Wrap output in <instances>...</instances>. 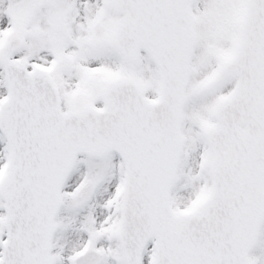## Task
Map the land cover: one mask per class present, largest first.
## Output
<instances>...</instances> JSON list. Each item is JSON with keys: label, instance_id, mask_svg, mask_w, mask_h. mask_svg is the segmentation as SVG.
<instances>
[{"label": "snow or ice", "instance_id": "6c2138e0", "mask_svg": "<svg viewBox=\"0 0 264 264\" xmlns=\"http://www.w3.org/2000/svg\"><path fill=\"white\" fill-rule=\"evenodd\" d=\"M0 264H264V0H0Z\"/></svg>", "mask_w": 264, "mask_h": 264}]
</instances>
